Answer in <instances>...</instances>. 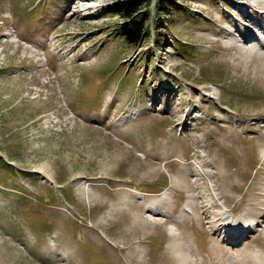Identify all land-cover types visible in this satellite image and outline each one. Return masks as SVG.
<instances>
[{
  "label": "rangeland",
  "instance_id": "rangeland-1",
  "mask_svg": "<svg viewBox=\"0 0 264 264\" xmlns=\"http://www.w3.org/2000/svg\"><path fill=\"white\" fill-rule=\"evenodd\" d=\"M112 2L0 0V264H264V0Z\"/></svg>",
  "mask_w": 264,
  "mask_h": 264
},
{
  "label": "trees",
  "instance_id": "trees-1",
  "mask_svg": "<svg viewBox=\"0 0 264 264\" xmlns=\"http://www.w3.org/2000/svg\"><path fill=\"white\" fill-rule=\"evenodd\" d=\"M152 0H114L109 5L115 12L123 17L124 24L121 31L128 42L138 44L145 36L144 7H151ZM178 0H157L156 7L168 10L170 7H178ZM164 39V38H163Z\"/></svg>",
  "mask_w": 264,
  "mask_h": 264
},
{
  "label": "bare ground",
  "instance_id": "bare-ground-1",
  "mask_svg": "<svg viewBox=\"0 0 264 264\" xmlns=\"http://www.w3.org/2000/svg\"><path fill=\"white\" fill-rule=\"evenodd\" d=\"M239 1V3H242V2H246V0H238ZM85 3H86V1H85ZM88 4H89V2H88ZM242 5H245V4H242ZM86 10V9H85ZM84 12V11H83ZM83 14H87V12H84ZM264 35V34H263ZM261 38H262V35H261ZM139 190L140 189H138L137 188V192H139ZM142 192V191H141ZM141 192H139V193H141ZM154 194H155V192H154ZM253 217H251V216H249L248 218H247V220H251ZM262 221V220H261ZM260 221V222H261ZM229 226V225H228ZM237 228V227H236ZM239 228V227H238ZM242 228L243 227H241V229L239 228V230H238V232L240 231V230H242ZM236 236H238L239 237V234H237Z\"/></svg>",
  "mask_w": 264,
  "mask_h": 264
},
{
  "label": "clouds",
  "instance_id": "clouds-1",
  "mask_svg": "<svg viewBox=\"0 0 264 264\" xmlns=\"http://www.w3.org/2000/svg\"><path fill=\"white\" fill-rule=\"evenodd\" d=\"M113 2H114V0H113ZM113 2H112V3H113Z\"/></svg>",
  "mask_w": 264,
  "mask_h": 264
}]
</instances>
